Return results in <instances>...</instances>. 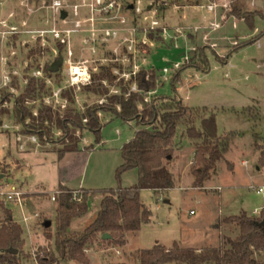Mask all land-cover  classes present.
Segmentation results:
<instances>
[{
	"label": "rangeland",
	"instance_id": "rangeland-1",
	"mask_svg": "<svg viewBox=\"0 0 264 264\" xmlns=\"http://www.w3.org/2000/svg\"><path fill=\"white\" fill-rule=\"evenodd\" d=\"M37 1L39 7H46L51 0ZM60 1L72 6L82 0ZM130 2L123 1L126 5ZM150 2L142 0L144 6ZM179 3L193 7L199 5L200 0H181ZM4 7L16 12L17 0L7 1ZM234 8L239 10V16L244 12L262 15L254 17L253 28L250 29L232 10L233 18L210 35L211 43L216 47L204 49L205 72L186 68L180 74L176 90L171 89L172 64L180 62L185 53L180 41L177 49L167 44L155 45L146 58L149 65L145 66L153 67L161 77L156 93L151 96H175L185 107L206 108L214 112L217 133H231L233 137L224 154L228 163L224 162L223 155L202 188H193V144L186 139L183 128L179 127L173 141L172 160L165 166L172 176L173 188L159 193L141 190L139 201L150 213V221L136 233L127 235L123 247L108 243L110 239H96L84 251L89 264L129 263L131 254L150 250L154 245L169 248L175 243L180 248H215L221 239L234 238L238 233L234 225L225 224L223 220L242 213L252 216L253 211L260 213L264 207V169H255L258 158L255 146L264 148V34L259 36L264 29V1L255 5L251 0H242L235 2ZM17 13L21 14L20 11ZM81 13L85 16L84 10ZM48 17L47 11L41 9L28 19L29 28H45ZM82 18L86 17H79L78 20ZM57 28L65 27L58 23ZM81 29L82 32L71 36L72 62L88 61L90 69L97 68L93 75L115 66L101 62L102 58H110L112 45H102L99 33H86L89 29L86 24L83 23ZM253 38H257L253 43L233 50ZM154 39L157 37L154 36ZM199 44L194 46L195 52L203 46L201 42ZM59 52L64 57L63 50ZM35 60H31L32 68L35 67ZM190 63L191 60L185 65ZM164 68L168 70L167 74H162ZM66 94L73 97L66 110L77 112H84L96 105L98 100L105 101L106 98L93 96L86 91V86ZM150 99L148 97V102ZM63 113H57L58 117L61 118ZM8 119L12 118L9 116ZM101 124L98 137L86 130L69 131L70 139L66 142L62 135L53 136L55 143L52 141L49 145H45L44 139H38L39 147L35 151L33 146H28L26 151L19 152L11 134L0 135V224L4 222L5 214L9 213L12 221L23 230V254L29 258L25 264H34L35 253L49 246L45 236L55 230L56 202L53 199L58 196L60 186L71 189L72 195L75 192L78 196L87 193L86 213L73 219L69 226V231L74 233L81 232L93 222L103 192L116 189L115 171L121 164L120 148L133 137L137 128L133 122H123L111 116L102 118ZM74 139L78 151L59 157V151ZM228 164L232 169H227ZM136 183V170H128L121 175V188ZM12 189L22 193L21 208L4 201L3 194ZM258 189L262 192L258 193ZM23 218L27 219L26 223ZM46 222L50 223L48 229L44 228ZM254 258L259 264H264V254Z\"/></svg>",
	"mask_w": 264,
	"mask_h": 264
},
{
	"label": "trees",
	"instance_id": "trees-1",
	"mask_svg": "<svg viewBox=\"0 0 264 264\" xmlns=\"http://www.w3.org/2000/svg\"><path fill=\"white\" fill-rule=\"evenodd\" d=\"M233 13L250 29L253 28L254 17L262 15L244 12L239 16V10L235 8ZM262 20L264 21L263 18ZM263 34L264 31L259 36ZM256 39L237 45L233 50L253 43ZM204 49L200 47L191 56L190 64L174 71L169 81L173 91L176 90L184 69L206 71ZM104 80L109 84L113 83L114 78L108 68L93 75L90 85L86 86V91L93 96H106L104 104L93 105L84 112L68 109L62 112L61 118L48 109H39L37 118H33L30 110L24 106L26 99L41 95L42 83L31 80L16 98L12 109L14 119H28V131L37 135L41 141L45 136L51 137L54 129L61 132L62 138L68 137V140L69 131L75 130H86L98 137L102 127L101 119L105 116L133 122L137 128L133 137L120 148L121 164L115 171L116 189L103 192L95 219L81 232H70L69 226L73 219L86 213L87 193L84 192L79 200H74L70 190L61 186L58 188L59 194L54 199L55 230L51 235L45 236L49 246L35 253L34 264H89L84 251L104 234L109 236L108 243L123 247L127 235L136 233L150 221V213L139 201V192L147 189L159 193L174 186L172 176L165 166L171 160L173 141L179 127L183 128L186 139L193 144V188H202L215 164L223 159L229 141L233 138L231 133L217 134L212 110L185 107L175 96H151L149 102H144L147 94L155 92L161 83L160 75L151 66L138 72L134 80L136 92L128 94V86L120 83V94L108 96V90L101 84ZM66 96L69 103H72L73 97L70 94ZM82 120H86V123L82 124ZM75 142L74 139L59 151V157L78 151ZM255 149L258 152L257 167L264 169V148L255 146ZM128 170H136L137 183L121 188V175ZM5 215L4 222L0 224V264H25L29 258L23 254V230L12 221L9 213ZM263 218L264 207L257 217L242 213L223 220L225 224L234 225L238 233L234 238L221 239V243L215 248L195 250L180 248L175 243L169 248L154 245L150 250H139L131 254L129 263L116 264H259L254 256L264 254V229L259 227ZM8 250H15L16 253L11 254Z\"/></svg>",
	"mask_w": 264,
	"mask_h": 264
},
{
	"label": "built area",
	"instance_id": "built-area-1",
	"mask_svg": "<svg viewBox=\"0 0 264 264\" xmlns=\"http://www.w3.org/2000/svg\"><path fill=\"white\" fill-rule=\"evenodd\" d=\"M7 1L0 0V135L11 134L16 150L24 152L28 146L37 150L39 143L37 135L27 129L28 119H14L12 109L20 91L31 80L43 84L41 95L24 101L33 118H37L39 109H48L53 114L62 113L69 104L66 93L90 85L92 75L96 73L97 68L90 69L88 61L72 62L71 36L82 32L83 23L89 28L86 33H99L102 45H112L110 58L101 59L104 64L115 65L110 68L113 83L109 84L106 80L101 82L108 90L107 95H119L120 83L128 86L129 94L136 92L134 80L138 72L146 68V58L155 45L167 44L177 49L178 42L183 43L185 53L182 60L172 64V69L177 71L189 62L190 55L196 51L193 45L188 44L189 36L198 35L203 46L214 49L216 45L211 43L210 35L233 18V5L242 0H200L199 5L191 8L202 10L206 17L193 26H168L161 17L168 9L174 12L184 10L186 6L179 3L181 0H151L145 6L142 0H129L131 2L127 5L123 3L124 0H82L72 6L60 0H51L46 7H39L37 0H17L16 12H3ZM263 1L251 0L255 5ZM41 9H45L49 15L45 28L30 29L28 19ZM81 10L85 11V16ZM19 11L20 15L17 13ZM61 14H64V18H61ZM81 15L86 18L78 20ZM58 23L65 28H57ZM59 50H63L64 57ZM31 58L37 60L33 68ZM59 59V69L50 73L49 67ZM167 73L168 70L164 68L162 74ZM155 93H148L144 102H148V97ZM104 103L103 99L95 102L96 105ZM85 123L86 120H82V124ZM53 136L61 137V132L52 130L51 137H44L45 145L52 141L55 143ZM62 139L68 141L67 137ZM3 196L5 203H14L21 208L20 191L12 189ZM72 196L74 200H79L81 195L75 192ZM23 222L26 223L27 219L23 218Z\"/></svg>",
	"mask_w": 264,
	"mask_h": 264
},
{
	"label": "crops",
	"instance_id": "crops-1",
	"mask_svg": "<svg viewBox=\"0 0 264 264\" xmlns=\"http://www.w3.org/2000/svg\"><path fill=\"white\" fill-rule=\"evenodd\" d=\"M4 11H9V9L6 8V10L4 9ZM165 13H167V14H165ZM162 16L164 17V23L167 24L168 26H188V25H193V24L197 25V24L201 23V20L203 18L206 17L205 13L202 10L193 9V8L187 7V6H186V8L184 10L179 11V12H174L173 10L168 9V10H166V11L163 12V15ZM182 16L185 17L184 20L182 19ZM234 24H235V22H234ZM263 31H264V29H263ZM199 43H200V37L198 35L197 36H189V40H188V44L189 45L198 46V45H200ZM202 47L203 48H207L206 46H202ZM224 64H226V63H224ZM177 100L181 102V100L179 98H177ZM224 134H226V133H224ZM218 135H221V134H218ZM191 157H192V154H191ZM257 157H258V154H257ZM171 160H172V157H171ZM257 160H258V158H257ZM224 162L225 163L227 162L225 160V155H224ZM190 163H191V161L188 162V164H190ZM242 164L244 166H247L245 162H242ZM228 165H229V168L227 167V169L228 170L232 169L231 164H228ZM255 169H256V171L261 170V169H258L257 164L255 166ZM214 171L215 170H213L212 173ZM68 190H71V189H68ZM259 190H261V192H262V189H258V191ZM261 192H258V193H261ZM251 214H252V216L256 217V215H258L259 213L257 211H253ZM194 249L195 250H199L200 248H194Z\"/></svg>",
	"mask_w": 264,
	"mask_h": 264
},
{
	"label": "water",
	"instance_id": "water-1",
	"mask_svg": "<svg viewBox=\"0 0 264 264\" xmlns=\"http://www.w3.org/2000/svg\"><path fill=\"white\" fill-rule=\"evenodd\" d=\"M61 18H64V14H61ZM60 64H61V60L59 59L56 63H54L53 65H51V66L49 67V72H50V73H54V72H56V71L58 70ZM49 225H50V223L46 222V223L44 224V228H48ZM259 227H260L261 229H264V218H263V219L261 220V222L259 223ZM101 239H102V240H107V239H109V236L106 235V234H104V235L101 236ZM8 252L11 253V254H15V253H16L15 250H8Z\"/></svg>",
	"mask_w": 264,
	"mask_h": 264
}]
</instances>
